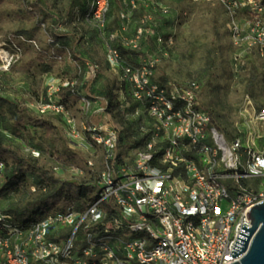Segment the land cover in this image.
Here are the masks:
<instances>
[{
  "label": "built area",
  "instance_id": "1",
  "mask_svg": "<svg viewBox=\"0 0 264 264\" xmlns=\"http://www.w3.org/2000/svg\"><path fill=\"white\" fill-rule=\"evenodd\" d=\"M134 0H132L133 2ZM151 1V0H138ZM220 3L227 15L228 31L236 49L235 64L242 54H254L264 67V0H205ZM111 0H90L86 22L101 29ZM144 15L125 45L137 49L145 33ZM64 32L60 23L52 25ZM114 39V34H111ZM53 42L52 37L48 39ZM160 40V38H159ZM35 43V40H30ZM0 44V69L7 70L19 57L10 37ZM59 59V56H54ZM105 61L116 72L114 98L127 96L137 103L147 123L140 146L124 154L120 133L105 122L106 97L79 93L83 108H92L84 126L86 137L71 130L86 149H101L100 169L88 197L18 225L8 214L0 215V264H228L239 259L234 248L241 226L250 227L246 212L264 200V105L253 111L262 126L259 149L241 139L227 140L219 133L208 111L199 102L196 81L161 82L154 78L153 57L127 61L115 46H108ZM90 80L98 65L84 62ZM72 83L47 81V95L38 108L66 117L55 100L62 87ZM87 167L94 166L88 159ZM3 164L0 162V169Z\"/></svg>",
  "mask_w": 264,
  "mask_h": 264
},
{
  "label": "rangeland",
  "instance_id": "2",
  "mask_svg": "<svg viewBox=\"0 0 264 264\" xmlns=\"http://www.w3.org/2000/svg\"><path fill=\"white\" fill-rule=\"evenodd\" d=\"M31 1L0 0V44L10 49L11 44L7 42L10 37L19 47L18 59L7 70L0 69V92L15 104L0 107V131L13 148L49 169L54 177L90 182L91 172L100 169L102 151L82 147L80 139L71 135V130H75L79 137H86L84 126L92 113V108H83L78 96L68 97L66 105L62 103L72 127L66 123L65 116L39 110L38 104L47 95V81L49 78L63 83L69 81L72 85L65 87L83 91L90 79L84 63L74 58L73 52H76L80 58L98 65L91 90L103 94L114 91L116 72L105 61L108 46L117 47L127 61L153 57L156 60L154 78L161 82L196 81L200 105L211 111L219 124L218 132L227 140L235 136L253 149L261 148L263 129L254 119L253 111L264 105V67L252 53L242 54L235 64L236 49L228 31L226 12L220 3L112 0L105 24L101 29H94L84 21L78 7L72 15H65L69 0H43L50 13L60 17L64 32L77 31L81 35L73 51L60 45L61 58L54 59L48 39L56 23L49 18L38 24V16L29 8ZM144 15L147 16L144 20L146 31L137 49L133 50L125 41L133 37ZM62 99L60 89L55 100ZM134 106L133 100L126 99L104 115L93 117L98 122L104 116L103 120L117 129L123 137L121 152L126 155L133 152L134 145L130 143L138 135L140 125L148 121L142 111L135 113ZM88 159L93 160L92 168L87 167ZM78 160L83 166L77 165ZM11 171V165L0 169L2 216L10 208L23 207L43 191L38 177L28 172L24 183L15 189L8 188L7 176Z\"/></svg>",
  "mask_w": 264,
  "mask_h": 264
},
{
  "label": "trees",
  "instance_id": "3",
  "mask_svg": "<svg viewBox=\"0 0 264 264\" xmlns=\"http://www.w3.org/2000/svg\"><path fill=\"white\" fill-rule=\"evenodd\" d=\"M88 1L90 0H69L66 6L65 15H72L73 10L78 7L80 8V10H82L83 19L84 21H86L85 14L88 6L85 5L88 3ZM29 8L31 12L38 16V24L46 22L49 18H52L55 23H60V17L58 15L51 14L49 8L46 6L43 0H32L29 3ZM49 33L53 40V42L49 44L53 49L51 50L53 58L54 56H59L61 58V56L58 54V52L61 51L59 47L60 45L67 46L73 51V47H75L78 41L81 39V35L77 31L56 32L51 29ZM73 56L74 58L81 60L83 63L87 60L80 58V56L76 54V52H73ZM92 82L93 80H89L85 84L83 91L79 92L74 87L72 89H70L69 87H62L61 94L63 95L64 99H62V101L60 102L66 105L68 97H77L79 96V93L87 92L90 95H102L106 97L107 100L105 104L107 105V112L111 111L116 105H118V101L114 98L113 91H109L108 94L94 92L90 87ZM127 98L130 99L128 96ZM6 104L15 106L12 101H9L7 98L3 97L0 92V107ZM136 106L137 103L135 102L134 107ZM207 111L210 114L211 124L214 125L217 129H220L219 124L216 123L211 114V111ZM144 138V135L138 133V135L133 139L130 145L132 144L134 146H140L143 143ZM234 138L236 137L234 136L231 139ZM121 139H123V137L120 136V140ZM0 162L5 168L8 165L12 166L11 174L7 176L10 182L8 188L15 189L17 188V186L24 183L26 181L27 172L38 177L40 186L43 188V191L34 200L27 202L23 207L10 208L6 210V214L12 217V222L18 225H25L27 223H30L31 221L41 217L45 212L49 210L62 208L74 201L85 199L92 191V182L96 178V173L91 172L92 178L90 182L85 183L75 180H59L58 178L54 177L49 169L38 165L34 159L29 156L22 155L15 148H13L8 142L5 141V137L3 133H1V131ZM77 165L83 166V164H81V160H78Z\"/></svg>",
  "mask_w": 264,
  "mask_h": 264
},
{
  "label": "water",
  "instance_id": "4",
  "mask_svg": "<svg viewBox=\"0 0 264 264\" xmlns=\"http://www.w3.org/2000/svg\"><path fill=\"white\" fill-rule=\"evenodd\" d=\"M246 218L250 220V227L246 228V225L241 226V230L248 232V234L239 231V235L244 236L242 238L237 236V239L242 240V242L235 240L236 243L242 245L239 246L234 244V246L241 248H232L238 252L231 254L235 257L240 254L238 260L230 262L228 264H264V200L259 201L254 204L249 212H246Z\"/></svg>",
  "mask_w": 264,
  "mask_h": 264
}]
</instances>
